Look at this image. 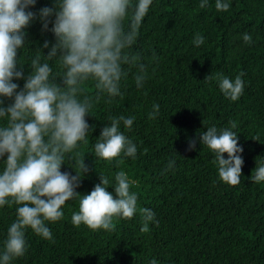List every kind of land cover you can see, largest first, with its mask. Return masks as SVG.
<instances>
[{
	"label": "trees",
	"instance_id": "1",
	"mask_svg": "<svg viewBox=\"0 0 264 264\" xmlns=\"http://www.w3.org/2000/svg\"><path fill=\"white\" fill-rule=\"evenodd\" d=\"M199 2L154 0L134 46L147 66L144 87L136 89L129 75L122 97L96 103L93 116H86L93 129L88 143L76 150L85 153L89 169L77 192H90L99 183L97 173L111 180L124 170L135 181L131 190L138 207L150 208L158 224L142 232L137 213L115 219L111 232L74 227L71 214L77 204L68 201L64 219L48 225L53 240L29 230L27 251L13 264H149L153 258L157 264H264V182L250 180L255 161L264 158V0H231L226 12L215 9V0L204 9ZM43 6L50 0H38L32 10ZM40 29L36 22L26 30L32 47L54 42L51 32ZM245 32L252 36L251 45L242 41ZM196 33L205 37L200 47L193 45ZM240 72L244 93L232 102L214 78ZM13 82L23 86V80ZM153 103L160 113L151 120L147 113ZM121 114L136 118L125 133L137 145L136 159L118 165L96 159L89 152L107 117ZM233 122L243 149L241 182L235 186L219 180L206 147L197 142L195 150H187L206 126L227 128ZM170 159L175 166L165 171ZM61 171L75 174L67 165ZM13 219L14 207L0 209V234Z\"/></svg>",
	"mask_w": 264,
	"mask_h": 264
},
{
	"label": "clouds",
	"instance_id": "2",
	"mask_svg": "<svg viewBox=\"0 0 264 264\" xmlns=\"http://www.w3.org/2000/svg\"><path fill=\"white\" fill-rule=\"evenodd\" d=\"M37 2L0 0V209L14 207L13 221L0 234V264H13L25 255L29 230L52 241L48 225L64 219L68 201L77 204L71 214L74 227L83 224L111 232L115 219H132L137 213L142 232L149 231L150 223L158 224L150 208L138 207V195L131 190L135 181L124 170L111 180L96 172L99 183L90 192L76 191L89 171L85 153L76 151L88 143L93 130L86 116H93L100 100L111 103L122 97L129 75L138 90L148 79L147 66L134 46L154 0H50V6L33 11ZM209 3L200 0L199 7ZM230 4L231 0H215V9L226 12ZM36 22L42 33L53 34L54 42L31 46L26 30ZM241 38L245 45L253 43L247 32ZM204 43L205 37L196 33L193 45ZM43 49H48L46 54ZM243 76L240 72L234 78L223 74L214 78L225 99L235 102L243 95ZM14 80H23V86ZM159 113L160 105L153 103L147 117L154 120ZM135 119L109 115L89 153L117 165L125 158L136 159L137 145L125 134ZM206 128L188 142L187 150H195L197 142L206 147L214 155L219 180L239 184L243 149L236 124ZM62 165L75 174L62 172ZM174 166L170 159L165 171ZM250 180L264 182V158L255 161Z\"/></svg>",
	"mask_w": 264,
	"mask_h": 264
}]
</instances>
